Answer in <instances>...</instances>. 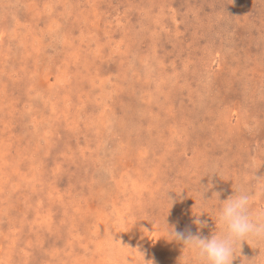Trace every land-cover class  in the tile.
Returning a JSON list of instances; mask_svg holds the SVG:
<instances>
[{"label":"rangeland","instance_id":"1","mask_svg":"<svg viewBox=\"0 0 264 264\" xmlns=\"http://www.w3.org/2000/svg\"><path fill=\"white\" fill-rule=\"evenodd\" d=\"M258 178L264 0H0V264H195Z\"/></svg>","mask_w":264,"mask_h":264},{"label":"clouds","instance_id":"2","mask_svg":"<svg viewBox=\"0 0 264 264\" xmlns=\"http://www.w3.org/2000/svg\"><path fill=\"white\" fill-rule=\"evenodd\" d=\"M259 180L255 192L239 189L223 201L216 194L220 203L215 221L219 231L204 237L199 233L178 232L169 227L172 240L181 242L192 253L195 264H233L239 244L253 237L264 239V208H252L254 198L264 193V184ZM195 223L204 227L207 222L197 219Z\"/></svg>","mask_w":264,"mask_h":264}]
</instances>
